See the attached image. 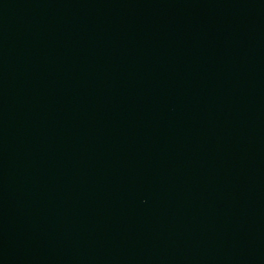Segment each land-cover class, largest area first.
<instances>
[{
    "label": "water",
    "instance_id": "obj_1",
    "mask_svg": "<svg viewBox=\"0 0 264 264\" xmlns=\"http://www.w3.org/2000/svg\"><path fill=\"white\" fill-rule=\"evenodd\" d=\"M0 264H264V0H0Z\"/></svg>",
    "mask_w": 264,
    "mask_h": 264
}]
</instances>
